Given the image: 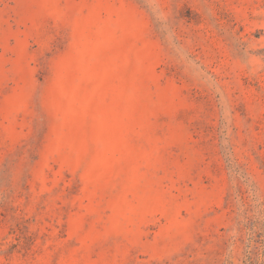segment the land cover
Segmentation results:
<instances>
[{"label": "rangeland", "instance_id": "1", "mask_svg": "<svg viewBox=\"0 0 264 264\" xmlns=\"http://www.w3.org/2000/svg\"><path fill=\"white\" fill-rule=\"evenodd\" d=\"M0 264H264V0H0Z\"/></svg>", "mask_w": 264, "mask_h": 264}]
</instances>
